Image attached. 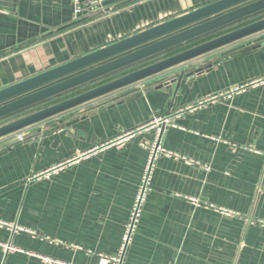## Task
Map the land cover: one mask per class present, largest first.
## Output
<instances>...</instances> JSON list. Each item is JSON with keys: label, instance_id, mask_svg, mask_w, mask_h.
I'll return each instance as SVG.
<instances>
[{"label": "crops", "instance_id": "crops-1", "mask_svg": "<svg viewBox=\"0 0 264 264\" xmlns=\"http://www.w3.org/2000/svg\"><path fill=\"white\" fill-rule=\"evenodd\" d=\"M214 1L104 0L106 11L76 17L75 0H0V89ZM179 72L150 77L42 121L23 131V142L0 152V221L8 223L0 225V264H46L41 256L99 264L102 254L115 253L155 131L82 154L159 114L264 77V31L198 57ZM175 123L160 140L174 155L155 161L124 264H264V84L206 102ZM68 159L49 177L31 179ZM5 243L16 250L6 251Z\"/></svg>", "mask_w": 264, "mask_h": 264}, {"label": "water", "instance_id": "water-1", "mask_svg": "<svg viewBox=\"0 0 264 264\" xmlns=\"http://www.w3.org/2000/svg\"><path fill=\"white\" fill-rule=\"evenodd\" d=\"M262 14L264 0H216L0 89V143L5 141L0 145V152L17 143L14 136L19 132L58 114L153 76L172 72L181 76L179 70L198 57L264 31V16L25 115L10 118ZM168 84L161 87L166 88Z\"/></svg>", "mask_w": 264, "mask_h": 264}, {"label": "built area", "instance_id": "built-area-1", "mask_svg": "<svg viewBox=\"0 0 264 264\" xmlns=\"http://www.w3.org/2000/svg\"><path fill=\"white\" fill-rule=\"evenodd\" d=\"M106 10H107V7H105L104 5V0H89L86 3H83L80 0H75V10L74 11H75L76 17L80 15H85V14H92L95 12H103ZM261 84H264V77L257 78L255 80H252L250 82H247L241 85H236L231 90H228L225 93L212 96L205 100H201L199 103L195 105H189L184 108L174 110L172 112L159 114L155 116L153 119H151L149 122L141 124L137 126L136 128L127 130L123 132L122 134H120L119 136H117L116 138L102 143L101 145L97 146L95 149H92L90 152H85L84 154H82V156H87L89 154L96 153L98 150H103L112 145L124 143L143 131H149V130L155 131L156 137L153 140V142H151L148 145L149 157H148L146 170L143 175L142 184L139 188V192L136 196L135 202L131 210L130 219L126 226V230H125V233L122 239L121 247L115 253L102 254L100 256L99 264H124V256H125L126 249L132 240L133 234L137 227L138 220L140 218L141 208H142L144 199L151 187L150 182L152 178L155 161L161 155H168V156L174 155L173 153L162 148L160 144L161 137L166 127L175 126L176 125L175 119L180 118L184 113L188 111L196 110L197 108H199L201 105H203L206 102L216 101L219 98H223V97L231 98L234 94L244 92L251 87L258 86ZM14 138L17 140V142H23L26 138V135L22 131L16 134ZM71 161L72 160L68 159L65 162L54 165L48 168L47 170H45L44 172H41L39 174H34L31 177V179H40L42 177H49L53 173L57 172L58 170L70 164ZM224 212L229 215L233 214L232 212H228V211H224ZM0 225L4 226V225H8V223L4 221H0ZM3 246L6 251L16 250V248L10 243H5L3 244ZM41 258L43 262H45L46 264H75L72 262L62 261V260L54 259V258L47 257V256H41Z\"/></svg>", "mask_w": 264, "mask_h": 264}, {"label": "trees", "instance_id": "trees-1", "mask_svg": "<svg viewBox=\"0 0 264 264\" xmlns=\"http://www.w3.org/2000/svg\"><path fill=\"white\" fill-rule=\"evenodd\" d=\"M181 50V49H180Z\"/></svg>", "mask_w": 264, "mask_h": 264}]
</instances>
